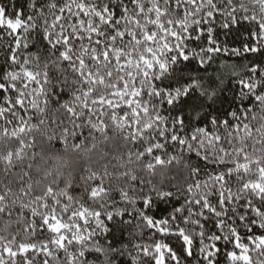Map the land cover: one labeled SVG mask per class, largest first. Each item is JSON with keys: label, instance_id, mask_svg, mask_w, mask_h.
<instances>
[{"label": "snow or ice", "instance_id": "snow-or-ice-1", "mask_svg": "<svg viewBox=\"0 0 264 264\" xmlns=\"http://www.w3.org/2000/svg\"><path fill=\"white\" fill-rule=\"evenodd\" d=\"M0 264H264V0H0Z\"/></svg>", "mask_w": 264, "mask_h": 264}]
</instances>
